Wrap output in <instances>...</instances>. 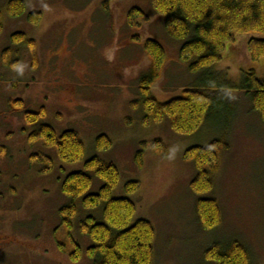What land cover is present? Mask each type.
Returning a JSON list of instances; mask_svg holds the SVG:
<instances>
[{"label":"rangeland","instance_id":"374dc122","mask_svg":"<svg viewBox=\"0 0 264 264\" xmlns=\"http://www.w3.org/2000/svg\"><path fill=\"white\" fill-rule=\"evenodd\" d=\"M9 1L0 0V264H91L86 251L93 243L80 225L88 216L101 220V215L82 208L77 199L68 228L60 208L68 203L61 193L63 180L85 172V161L93 157L118 169L112 197L135 204L132 223L143 219L152 224V264H213L206 250L213 244L223 250L233 242L244 246L248 264H264V124L245 94L222 91L228 119L207 121L190 135L174 132L168 118L145 124L138 82L150 65L143 49L147 40L165 51L160 78L150 88L156 101L180 97L198 78L179 60L183 42L168 35L164 17L154 13L150 0H23L25 12L17 18L7 13ZM131 9L141 10L148 20L129 27ZM31 13L40 15L37 24L28 21ZM16 33L34 46L29 41L13 44ZM251 38L264 36L235 35L213 71L234 83L248 71L263 80L264 59L252 61L248 53ZM6 49L13 64L2 61ZM41 109L45 115L40 122L26 123L24 112ZM42 124L57 135L76 132L84 144L82 161L62 163L43 141L30 143ZM101 135L110 139L109 150L96 149ZM222 139L228 148L220 152L212 190L201 196L217 201L221 221L206 231L197 220L198 197L190 189L196 171L184 154ZM158 140L165 154L153 148ZM138 151L141 167L135 160ZM36 154L41 161L33 160ZM47 156L53 167L45 173ZM89 174L88 193L95 194L102 183ZM128 182H137L139 190L126 194ZM76 246L81 254L73 262Z\"/></svg>","mask_w":264,"mask_h":264},{"label":"trees","instance_id":"16d2710c","mask_svg":"<svg viewBox=\"0 0 264 264\" xmlns=\"http://www.w3.org/2000/svg\"><path fill=\"white\" fill-rule=\"evenodd\" d=\"M150 4L156 15L164 17V27L168 35L183 42L178 54L179 60L187 63L188 72L198 78L180 97L165 103L156 101L150 95V88L160 78L165 63V51L155 40H147L143 49L150 65L138 82L140 104L145 113L144 123L148 119L161 123L164 118H168L174 132L181 135L193 134L207 121L225 122L223 119H228L229 110L228 104L220 96L221 92L238 90L245 94L251 111L264 124V79L259 80L254 71H248L243 72L240 80L234 83L226 81L222 74L212 69L222 60L226 45L234 41L235 35L257 33L264 36V0H150ZM24 12L23 0L8 2L7 13L10 17H20ZM1 19L0 12V32ZM27 19L37 24L40 15L31 13ZM139 20L148 19L141 10H129L127 25L131 28L138 27ZM11 41L19 45L29 41L34 46L30 43L32 41H27L20 33L12 35ZM247 49L252 61L264 59V38H251ZM8 51L6 49L2 54L4 64L10 63L7 61ZM23 115L26 123L36 124L41 121L45 112L41 109L37 113L24 112ZM39 140L47 148L55 149L57 158L62 163H77L84 157V144L74 131L67 130L57 135L50 126L42 124L30 135L28 141L33 143ZM95 146L97 150L106 151L111 148L112 143L107 136L101 135L96 139ZM152 146L165 154L159 140ZM227 148L224 139L214 140L203 147L189 148L184 154L196 171L190 189L198 197L197 220L206 231L220 224L221 211L215 199L201 196L212 190L220 152ZM141 154L138 151L135 157L138 167L142 166ZM33 160L41 161L42 158L35 155ZM43 162L47 164L44 172H50L53 167L52 159L49 156L43 157ZM84 169L85 172L71 173L63 180L61 193L68 203L60 208V216L63 223L71 228L72 218L77 212V199H81L82 208L98 211L101 215V220L88 216L80 225L81 233L93 243L86 251L91 264H152L155 239L152 224L143 219L132 223L136 212L135 204L127 198L112 197L120 179L118 169L97 157L86 160ZM89 173L102 183L95 194L88 193L92 186ZM124 189L126 194H133L139 190V184L128 182ZM80 254L79 247L76 246L70 255L71 260L78 262ZM205 257L213 264H248L249 260L246 249L237 242L223 250L213 244L206 250Z\"/></svg>","mask_w":264,"mask_h":264},{"label":"flooded vegetation","instance_id":"af4514ba","mask_svg":"<svg viewBox=\"0 0 264 264\" xmlns=\"http://www.w3.org/2000/svg\"><path fill=\"white\" fill-rule=\"evenodd\" d=\"M37 155V154H36ZM35 156V155H34Z\"/></svg>","mask_w":264,"mask_h":264}]
</instances>
